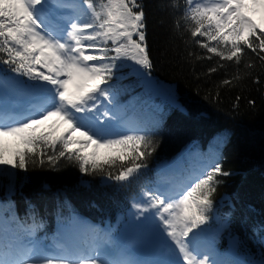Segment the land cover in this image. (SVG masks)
Wrapping results in <instances>:
<instances>
[{
    "label": "snow or ice",
    "instance_id": "1",
    "mask_svg": "<svg viewBox=\"0 0 264 264\" xmlns=\"http://www.w3.org/2000/svg\"><path fill=\"white\" fill-rule=\"evenodd\" d=\"M183 3L185 30L210 54L196 59L214 55L239 65L250 50L264 61V27L249 15L264 9V0ZM171 7L179 8L178 0ZM219 61L209 73L224 67ZM152 68L141 0H0V174L14 187L13 169H55L66 160L117 188L139 182L158 147L161 90L167 106L186 112L176 93L154 80ZM130 77L134 84L122 83ZM135 88L142 91L123 102ZM137 100L143 119L128 114ZM227 135L217 141L226 142ZM184 155L158 165L156 180L131 199L130 227L149 245L147 257L130 251L137 241L114 237L111 227L92 224L65 201L69 216L66 222L58 216L50 237H38L44 224L31 210L23 221L0 211V264H264V253L259 259L237 255L242 241L231 233L226 255L215 239L202 243L210 231L204 226L220 220L214 199L219 177L230 173L218 152L188 168L181 166ZM229 226L226 217L217 233ZM253 233L264 247V225Z\"/></svg>",
    "mask_w": 264,
    "mask_h": 264
},
{
    "label": "trees",
    "instance_id": "2",
    "mask_svg": "<svg viewBox=\"0 0 264 264\" xmlns=\"http://www.w3.org/2000/svg\"><path fill=\"white\" fill-rule=\"evenodd\" d=\"M141 2L153 62L151 75L171 88L186 109L181 112L158 103L157 99L156 103L164 110L163 124L154 137L158 147L149 159L143 184L154 182L158 165L174 159L193 143L208 146L207 155L218 152L223 169L230 175L219 177L222 183L214 196L220 220H210L204 227L210 229L208 233L222 254L228 253L231 233L242 241L237 255L259 259L264 247L254 243L259 237L253 228L264 225V61L250 50H246L239 65L234 61H219L214 55L210 60L196 59L210 54L196 45L185 30L183 0H178L179 8L171 7L172 0ZM190 52L195 55L190 56ZM218 61L224 67L209 73ZM248 64L252 67H247ZM224 80L231 83L225 85ZM122 83L134 84L135 77ZM141 91L135 88L126 94L125 103ZM237 97L240 99L235 107ZM159 99H163L162 95ZM128 114L144 118L139 100L132 102ZM224 133L228 134L226 142H218L217 137ZM12 171L16 174L14 187H10L12 181L7 174H0V201L14 207L4 213L11 211L10 215L15 212L19 216L27 210L35 214L42 212L47 224L40 238L56 233L58 216L66 222L63 218L69 216V210L63 209L65 201L80 216L96 223L112 222L122 216L116 203L123 204L125 198L109 193L112 186L100 185L102 176L80 173L78 167L66 160H61L55 169L46 164L43 168L30 165L27 171ZM85 183L91 185L90 190H86ZM12 209L15 210L12 212ZM226 217L230 219V226L218 234L217 229Z\"/></svg>",
    "mask_w": 264,
    "mask_h": 264
},
{
    "label": "rangeland",
    "instance_id": "3",
    "mask_svg": "<svg viewBox=\"0 0 264 264\" xmlns=\"http://www.w3.org/2000/svg\"><path fill=\"white\" fill-rule=\"evenodd\" d=\"M249 15L252 16V19L255 20L257 24L264 25V9H258L254 12H249Z\"/></svg>",
    "mask_w": 264,
    "mask_h": 264
}]
</instances>
